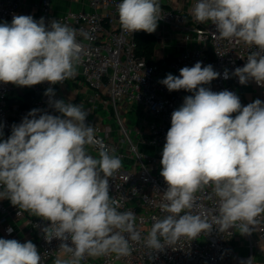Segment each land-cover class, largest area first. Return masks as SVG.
Masks as SVG:
<instances>
[{"label":"clouds","instance_id":"obj_1","mask_svg":"<svg viewBox=\"0 0 264 264\" xmlns=\"http://www.w3.org/2000/svg\"><path fill=\"white\" fill-rule=\"evenodd\" d=\"M161 11L160 0L117 5L121 28L130 34L154 33ZM191 14L198 23L211 21L219 39L254 48L231 76L241 85L255 81L264 87V0H196ZM82 51L77 29L68 24L54 19L46 25L43 17L13 14L11 23L0 22V82L20 87L63 83L77 74ZM221 75L230 78L228 69L221 74L196 62L182 67L179 76L169 73L159 81L169 92L192 95L171 114L160 161L167 185L160 209L166 215L154 218L146 236L137 230L135 214L120 211L121 200L109 194V179L122 167L120 157L85 123L89 111L53 99L51 87L44 95L59 115L34 108L11 126L7 139H0V199L50 222L42 229L44 239L61 241L54 264H81L85 258L113 254L120 259L131 254L132 242L141 240L157 253L181 238L194 240L214 230L238 228L241 235H250L257 217L264 215V101L242 106L234 92L205 87ZM89 147L98 155H91ZM136 155L143 158L140 151ZM207 187L217 205L212 210L196 199ZM41 260L31 241L0 238V264Z\"/></svg>","mask_w":264,"mask_h":264},{"label":"built area","instance_id":"obj_2","mask_svg":"<svg viewBox=\"0 0 264 264\" xmlns=\"http://www.w3.org/2000/svg\"><path fill=\"white\" fill-rule=\"evenodd\" d=\"M78 1L79 7L57 12L53 0H0V22L11 23L13 14L31 15L35 20L43 17L46 25L59 20L77 29V40L83 45L82 59L72 79L31 87L0 82V124L4 125L0 139H7L11 126L19 124L34 108L59 115L49 107V97L44 95L49 87L54 89L53 99L82 104L89 111L85 123L95 127L97 138L122 161V167L109 179V194L121 200L120 211L135 214L136 228L144 237L154 218L166 215L160 209L167 188L160 175V161L171 114L183 104L185 96L192 95L184 90L169 92L159 81L169 73L179 76L182 67L202 62V66L210 64L221 74L228 69L230 74L229 79L221 75L205 87L214 92H234L242 106L256 99L264 101V87L255 81L241 85L237 77L231 76L236 67L245 65L247 56L255 49L235 40L219 39L211 21L198 23L191 14L196 0H160L163 18L150 35L160 42L162 32L172 29L180 43L191 44L170 57L157 56L153 51L146 55L139 50L137 36L148 33L130 34L121 28L117 12L121 0ZM81 30L90 38L85 39ZM247 85L254 88V97L248 101L240 95ZM28 93L34 94L31 101H26ZM88 151L94 157L98 155L95 147ZM138 151L143 154L142 159L137 158ZM196 199L209 210L217 206L211 187L198 192ZM257 220L250 235L238 234V228L225 233L214 230L194 240L181 238L157 253L141 240L131 243L132 251L127 257L117 259L113 254L85 258L81 264H246L250 257L252 264H264V215ZM49 223L18 209L8 199H0V238L31 241L41 254V264H54L60 255L61 241L53 239L49 243L44 239L42 229Z\"/></svg>","mask_w":264,"mask_h":264},{"label":"crops","instance_id":"obj_3","mask_svg":"<svg viewBox=\"0 0 264 264\" xmlns=\"http://www.w3.org/2000/svg\"><path fill=\"white\" fill-rule=\"evenodd\" d=\"M81 2L79 3L78 0H53V6L54 9L57 12H62L65 9L72 7V8H77L79 7ZM163 39L160 42H156L153 52L157 56H172L177 52V50L182 49L183 47L190 45L191 42H183L180 43L179 39L177 38L178 34L172 29L170 30H165L163 33ZM241 97L244 100H251L254 97V88L252 85H247L244 88V91L240 92Z\"/></svg>","mask_w":264,"mask_h":264},{"label":"trees","instance_id":"obj_4","mask_svg":"<svg viewBox=\"0 0 264 264\" xmlns=\"http://www.w3.org/2000/svg\"><path fill=\"white\" fill-rule=\"evenodd\" d=\"M137 41H138L139 50L142 51L146 55H150L152 53L153 48L156 44V39H155L154 35H150V34L147 35L145 33L138 35ZM33 95L28 93V95H27L28 98L26 101H31L34 98ZM23 104H25V103H23ZM25 105H27V104H25Z\"/></svg>","mask_w":264,"mask_h":264},{"label":"rangeland","instance_id":"obj_5","mask_svg":"<svg viewBox=\"0 0 264 264\" xmlns=\"http://www.w3.org/2000/svg\"><path fill=\"white\" fill-rule=\"evenodd\" d=\"M239 92H240V91L238 90V93H239ZM237 233L240 234L239 231H237Z\"/></svg>","mask_w":264,"mask_h":264}]
</instances>
